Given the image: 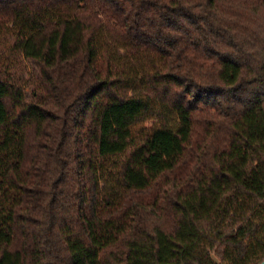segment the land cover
Listing matches in <instances>:
<instances>
[{
	"label": "trees",
	"instance_id": "obj_1",
	"mask_svg": "<svg viewBox=\"0 0 264 264\" xmlns=\"http://www.w3.org/2000/svg\"><path fill=\"white\" fill-rule=\"evenodd\" d=\"M263 261L264 0H0V264Z\"/></svg>",
	"mask_w": 264,
	"mask_h": 264
},
{
	"label": "rangeland",
	"instance_id": "obj_2",
	"mask_svg": "<svg viewBox=\"0 0 264 264\" xmlns=\"http://www.w3.org/2000/svg\"><path fill=\"white\" fill-rule=\"evenodd\" d=\"M13 71L17 73L18 77L22 79V83L25 85L26 90L30 96L33 91V84L37 78L39 69L29 60L23 58L16 61ZM143 88V83L139 82L134 86L133 94H139ZM31 98V97H30Z\"/></svg>",
	"mask_w": 264,
	"mask_h": 264
},
{
	"label": "water",
	"instance_id": "obj_3",
	"mask_svg": "<svg viewBox=\"0 0 264 264\" xmlns=\"http://www.w3.org/2000/svg\"><path fill=\"white\" fill-rule=\"evenodd\" d=\"M261 264H264V261Z\"/></svg>",
	"mask_w": 264,
	"mask_h": 264
}]
</instances>
